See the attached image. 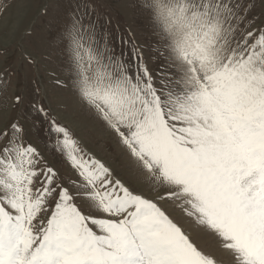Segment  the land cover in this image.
<instances>
[{"label": "snow or ice", "instance_id": "obj_1", "mask_svg": "<svg viewBox=\"0 0 264 264\" xmlns=\"http://www.w3.org/2000/svg\"><path fill=\"white\" fill-rule=\"evenodd\" d=\"M132 6L155 67L131 31L117 52L111 21L83 4L60 33L66 79L52 74L131 178L14 94L17 114L0 118V264H264V21L251 0Z\"/></svg>", "mask_w": 264, "mask_h": 264}, {"label": "rangeland", "instance_id": "obj_2", "mask_svg": "<svg viewBox=\"0 0 264 264\" xmlns=\"http://www.w3.org/2000/svg\"><path fill=\"white\" fill-rule=\"evenodd\" d=\"M134 2L136 0H0V75H4L5 69L12 73L7 90L0 92V118L17 114L11 97L18 92H24L28 100L39 99L61 123L72 128L90 151L130 179L121 167L125 162L119 158V150L108 134L79 110L70 88L53 86L52 74L66 79L60 56V33L77 5L83 4L95 9L102 24L105 17L111 21L108 31L115 38L113 44L117 52L122 48L118 37L128 38L131 31L132 38L144 49L149 67H155L147 50L150 37L146 21L133 8ZM251 3V17L259 24L264 21V0H251ZM27 57L33 63H28ZM4 79L8 77L5 75ZM36 87L41 92L39 97L32 95ZM22 110L27 111V105ZM28 139L43 152L42 133H33ZM46 158L54 166L62 165L55 156L46 155Z\"/></svg>", "mask_w": 264, "mask_h": 264}, {"label": "bare ground", "instance_id": "obj_3", "mask_svg": "<svg viewBox=\"0 0 264 264\" xmlns=\"http://www.w3.org/2000/svg\"><path fill=\"white\" fill-rule=\"evenodd\" d=\"M115 39V38H114ZM64 96V95H63Z\"/></svg>", "mask_w": 264, "mask_h": 264}]
</instances>
